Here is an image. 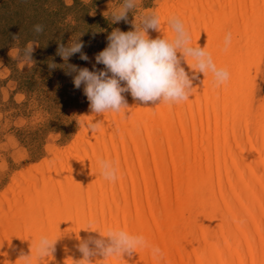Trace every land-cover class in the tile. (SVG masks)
Instances as JSON below:
<instances>
[{
	"label": "bare ground",
	"instance_id": "obj_1",
	"mask_svg": "<svg viewBox=\"0 0 264 264\" xmlns=\"http://www.w3.org/2000/svg\"><path fill=\"white\" fill-rule=\"evenodd\" d=\"M170 8L150 38L171 40L168 19L176 17L192 45L231 73L230 48L220 46L228 27L240 53L236 80L217 86L211 73H195L187 101L144 104L129 92L120 112H88L72 153L17 179L0 205V264H23L31 253L32 264H76L81 241L112 229L143 236L147 246L93 264H264V105L253 108L251 86L264 58V0H177ZM187 63L194 61H181L192 78ZM101 160L117 169L115 182L101 175ZM42 236L58 239L43 260L35 256Z\"/></svg>",
	"mask_w": 264,
	"mask_h": 264
},
{
	"label": "rangeland",
	"instance_id": "obj_2",
	"mask_svg": "<svg viewBox=\"0 0 264 264\" xmlns=\"http://www.w3.org/2000/svg\"><path fill=\"white\" fill-rule=\"evenodd\" d=\"M176 1L137 0L127 21L113 23V13L122 8L123 0H0V205L17 189V179H26L63 160L62 153L71 154L86 131L83 119L91 112L89 101L83 85L76 89L73 84L76 73L66 75L63 65L104 70L103 64H96L95 55L107 47V36L114 29L128 32L135 25L139 28L141 20L153 13L162 19L163 13L173 12L170 6ZM38 24L44 29L40 34L34 31ZM227 28L220 46L230 48L229 77L235 81V73L241 69L240 53L236 36ZM229 33L234 44L226 47ZM76 40L83 43L82 52L89 60L76 53L65 62L57 49L61 43L67 46ZM29 42L38 45H34L32 60L23 54ZM51 61L57 65L55 69L49 68ZM263 61L251 84L255 109L264 105ZM260 122L264 131V111Z\"/></svg>",
	"mask_w": 264,
	"mask_h": 264
},
{
	"label": "clouds",
	"instance_id": "obj_3",
	"mask_svg": "<svg viewBox=\"0 0 264 264\" xmlns=\"http://www.w3.org/2000/svg\"><path fill=\"white\" fill-rule=\"evenodd\" d=\"M137 5V0H123L122 8L113 13L111 21L118 23L127 21V14ZM174 37L152 39L149 30H161V18L158 14L146 15L140 23V27L134 26V30L124 32L119 28L114 29L107 36V47L95 55L96 64H103L104 70L90 71L88 68H79L76 65L65 63L66 75L76 73L73 84L76 89L83 85V94L89 101L92 113L102 115L105 112H120L127 108V101L122 93L131 96L144 104L151 103H180L187 101L192 90V79L195 73H203L206 76L211 73L217 86L224 84L229 79V73L225 69L217 68L211 54L205 47L193 46L191 35L181 20L176 17L168 19ZM42 25H34L37 34L43 32ZM16 35L13 36V40ZM231 33L225 37V46L231 44ZM33 42H29L23 54L28 60L33 59ZM83 43L79 40L70 41L67 46L61 43L57 49L59 55L65 62L76 53H80V59L89 60L87 54L82 52ZM11 51V50H10ZM177 53L181 56L178 57ZM194 61L189 65L193 70V77L181 66L182 60ZM50 69H55L54 62L48 63ZM95 69V65H93ZM111 73V75H109ZM122 82L123 85L122 86ZM90 132L98 129V122L87 124ZM101 175L110 182L118 178L117 169L109 161H98ZM87 231L99 232L92 229L90 225ZM100 233L101 238L89 237L78 245L82 258L76 264H93V258L102 256L104 259L110 257H132L140 248L147 246L143 236L133 235L122 229H112L107 234ZM57 240L42 236L35 244V256L45 259L55 251ZM159 248H153L154 256L160 255ZM31 255H21L18 260L23 264H32Z\"/></svg>",
	"mask_w": 264,
	"mask_h": 264
}]
</instances>
